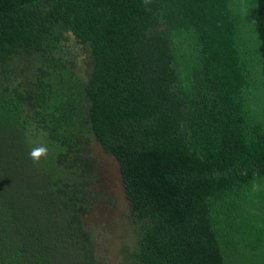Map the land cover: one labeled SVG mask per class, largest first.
<instances>
[{
	"label": "trees",
	"instance_id": "1",
	"mask_svg": "<svg viewBox=\"0 0 264 264\" xmlns=\"http://www.w3.org/2000/svg\"><path fill=\"white\" fill-rule=\"evenodd\" d=\"M94 136L133 264H264V0H0V264H98Z\"/></svg>",
	"mask_w": 264,
	"mask_h": 264
},
{
	"label": "rangeland",
	"instance_id": "2",
	"mask_svg": "<svg viewBox=\"0 0 264 264\" xmlns=\"http://www.w3.org/2000/svg\"><path fill=\"white\" fill-rule=\"evenodd\" d=\"M74 42V39H73ZM85 56H78V69L82 71L85 65ZM92 155L97 162V179L94 189L98 199L94 209L85 216V225L88 230L98 236V260L108 264H130L125 256L135 249L136 231L130 217V207L127 202H120L116 195L109 191L106 167L112 162L97 145L92 143ZM105 168H104V167ZM116 185V178H112Z\"/></svg>",
	"mask_w": 264,
	"mask_h": 264
},
{
	"label": "water",
	"instance_id": "3",
	"mask_svg": "<svg viewBox=\"0 0 264 264\" xmlns=\"http://www.w3.org/2000/svg\"><path fill=\"white\" fill-rule=\"evenodd\" d=\"M70 35L73 38H75V35L71 31H70ZM92 143H93V145H97L99 148H101L102 151L104 152L105 156L107 158H109V160L112 162L111 167H109V166L106 167L107 168L106 173L108 174V175H106V177L108 179L107 186L109 187L108 188L109 191L111 193H113L114 195H116L118 201L127 202L129 204V207H130V200L128 198L127 188H126L125 180H124V177L122 174L120 160L118 159V157L116 155L105 150L104 147L101 145V143L97 140L96 136L93 137ZM98 170L101 171L102 168L98 167ZM113 176L116 178V185L112 181ZM130 210H131V207H130Z\"/></svg>",
	"mask_w": 264,
	"mask_h": 264
},
{
	"label": "flooded vegetation",
	"instance_id": "4",
	"mask_svg": "<svg viewBox=\"0 0 264 264\" xmlns=\"http://www.w3.org/2000/svg\"><path fill=\"white\" fill-rule=\"evenodd\" d=\"M84 56H85V55H84ZM83 62H84V61H83ZM95 203H96V202H95ZM95 203H94V204H95ZM94 206H95V205L92 206V210L94 209ZM131 220H132V219H131ZM94 234H95V233H94ZM95 236H96L95 252H96V254H98V253H97V251H98L97 243H98V240H99V239H98V236H97L96 234H95ZM131 256H132V251L130 250V251L128 252V254L125 256V258L128 260V262H129L130 264H133V263H132V258H131ZM97 259H98V255H97ZM98 264H108V262H106V261H105V262H101V261L99 262V260H98Z\"/></svg>",
	"mask_w": 264,
	"mask_h": 264
}]
</instances>
